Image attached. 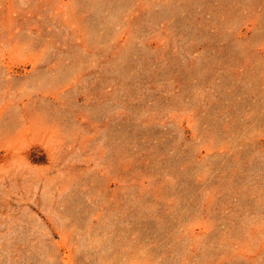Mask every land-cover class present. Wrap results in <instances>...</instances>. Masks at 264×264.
Wrapping results in <instances>:
<instances>
[{
    "label": "rangeland",
    "instance_id": "1",
    "mask_svg": "<svg viewBox=\"0 0 264 264\" xmlns=\"http://www.w3.org/2000/svg\"><path fill=\"white\" fill-rule=\"evenodd\" d=\"M0 264H264V0H0Z\"/></svg>",
    "mask_w": 264,
    "mask_h": 264
},
{
    "label": "bare ground",
    "instance_id": "2",
    "mask_svg": "<svg viewBox=\"0 0 264 264\" xmlns=\"http://www.w3.org/2000/svg\"><path fill=\"white\" fill-rule=\"evenodd\" d=\"M15 9V8H14ZM41 52V51H40ZM39 53V52H38ZM23 142H24V140H22ZM44 141V140H43ZM45 142H47V141H45ZM23 144V143H22ZM26 145V144H25ZM25 146H23V148H24ZM22 150H24V149H22ZM25 150H26V148H25ZM25 150L24 151H21V156H22V154H23V152H25ZM27 153H28V151H27ZM28 156V155H27ZM30 156V155H29ZM28 159V158H27ZM19 161H20V159H19ZM24 161V160H23ZM27 161V160H26ZM29 163V162H28ZM18 164V163H17ZM122 182V181H121ZM107 226V225H106ZM114 236V235H113ZM206 236V235H205ZM88 244V243H87ZM123 251V250H122ZM146 262V261H145ZM66 263V262H65Z\"/></svg>",
    "mask_w": 264,
    "mask_h": 264
}]
</instances>
